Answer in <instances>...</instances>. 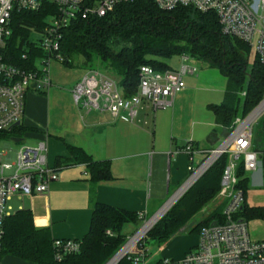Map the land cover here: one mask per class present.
I'll use <instances>...</instances> for the list:
<instances>
[{
  "label": "trees",
  "instance_id": "1",
  "mask_svg": "<svg viewBox=\"0 0 264 264\" xmlns=\"http://www.w3.org/2000/svg\"><path fill=\"white\" fill-rule=\"evenodd\" d=\"M54 12L55 6L51 4H44L37 11L15 10L13 33L0 52L16 66L36 69L35 60L45 54L39 47L26 48L24 45L31 30H41L48 15ZM60 52L68 65L80 57L87 70L115 72L127 96L137 92L140 66L166 70L172 68L167 60L188 54L216 69L226 79L223 101L208 104L207 108L215 115L219 129L224 128L227 135L236 120L246 117L264 98V62L257 54H251L249 43L223 34L214 12H201L190 7L166 10L154 0H135L118 5L105 16L71 22L62 31ZM16 127L0 131V138ZM258 128L264 138V114L258 120ZM67 146L69 156L60 157L58 167L85 164L92 185L112 178L109 160H94L82 147ZM253 149L259 153L264 188V146L253 139ZM226 163V154L215 160L118 264H133L131 258L139 249L145 248L147 241L162 245L184 229L205 205L219 196ZM236 175L237 186L246 198L250 177L243 162L239 163ZM92 204L90 229L79 240L81 248L78 252L66 254L59 260L50 228L37 227L32 211L23 208L5 220L0 259L12 256L34 264H106L125 244L126 236L121 233L123 226L137 223L142 218L136 212L94 200ZM221 215L215 210L189 231L197 233ZM237 217L248 221L264 220V205H249L245 201ZM160 262L161 259L156 264Z\"/></svg>",
  "mask_w": 264,
  "mask_h": 264
},
{
  "label": "built area",
  "instance_id": "2",
  "mask_svg": "<svg viewBox=\"0 0 264 264\" xmlns=\"http://www.w3.org/2000/svg\"><path fill=\"white\" fill-rule=\"evenodd\" d=\"M133 1L135 0H0V49L5 47L7 39L13 33L12 16L15 10L37 11L44 4L55 6V12L48 15L42 29L31 30L24 45L26 48L39 47L44 52L43 57L35 60L36 69L16 66L0 52V131H9L22 121L29 90L43 92L52 86L50 61L52 57L65 61L60 52L65 27L79 18L105 16L118 5ZM154 2L166 10L190 7L201 12H214L222 33L249 43L254 49L253 55L257 54L264 62V0ZM180 59L178 69L157 70L150 65L140 66L137 92L130 96L123 92L119 81L104 75L103 70L88 69L72 88L74 104L87 112H109L114 118L126 113L131 121L145 105L153 111L171 107L176 94L186 87L184 77L195 75L198 71L196 60L191 56L183 53ZM260 105L246 117L236 120L234 128L218 150H211L214 160L206 159L196 167L193 142H187L182 149L190 160L189 169L192 174L188 183L195 176L197 180L220 156L227 155L219 192V196L224 199V208L220 217L213 218L209 225L201 228L198 244L186 252L182 259L162 258L159 264H264V238H252L249 221L237 217L246 198L244 191L237 186L239 179L236 169L240 162H243L244 169L249 174L260 169L259 153L253 149V125L263 113L257 112ZM242 156L244 158L241 161ZM58 178L57 168L49 164L44 142L35 146L21 145L12 159H0V250L5 220L13 213L9 204L11 200L14 197L33 196L35 193L45 194L50 183ZM53 245L57 250L56 257L60 260L66 254L78 252L81 241L54 239ZM145 257L146 250L141 248L131 260L133 264H141Z\"/></svg>",
  "mask_w": 264,
  "mask_h": 264
},
{
  "label": "crops",
  "instance_id": "3",
  "mask_svg": "<svg viewBox=\"0 0 264 264\" xmlns=\"http://www.w3.org/2000/svg\"><path fill=\"white\" fill-rule=\"evenodd\" d=\"M201 77L190 79V85L176 94L171 107L153 111L145 105L133 121L126 113L114 118L106 111L76 110L72 89L62 91L52 85L48 91L29 90L23 119L9 133L12 139L20 138L21 145L44 142L49 164L57 168L59 178L50 183L45 194L14 197L19 206L16 210L12 207L13 212L30 209L35 225L50 228L53 239L82 240L90 229L93 200L142 217L157 209L171 189L175 194L191 174L188 154L182 151L187 142L192 141L196 149V165L220 141L218 131L226 133L207 108L223 101L225 88L219 98L213 91L200 94L206 90L197 86ZM63 98L69 104L68 112L61 107ZM27 140L32 144H26ZM68 144L82 147L94 160H109L112 178L92 185L85 164L58 167L57 160L69 156ZM12 158L6 148L0 151V159ZM259 172L252 180L263 186L261 169ZM251 221L253 228L260 229L255 239H263L264 220ZM196 244L194 238L181 253L173 255L182 259ZM0 264L34 263L3 256Z\"/></svg>",
  "mask_w": 264,
  "mask_h": 264
},
{
  "label": "rangeland",
  "instance_id": "4",
  "mask_svg": "<svg viewBox=\"0 0 264 264\" xmlns=\"http://www.w3.org/2000/svg\"><path fill=\"white\" fill-rule=\"evenodd\" d=\"M253 51H254V49L252 50V53H251L252 55H253ZM180 60H181L180 55H176L167 61H168L169 65L172 67V69H178V68H180ZM196 63H198L197 64V70H198L197 73L195 75L185 76L184 77L185 84L190 85V81H189L190 79H194V78H197L198 76H202L201 80H199V82L197 83V86L200 88H203V89L206 88V90L199 91V93L200 94H207V93L213 91V92H216L219 94L217 96L219 98L220 94H221V90L223 88H225L224 87L225 77L222 76L216 69L209 68L206 66V64H204L202 62L196 61ZM49 70H50V76L52 79L53 87L55 86L57 89L62 90V91L71 90L87 71V69L82 65V59L80 57L74 58L73 62L69 65L62 62L60 59H58L56 57H52L51 61H50ZM103 74L112 80L118 81L116 73L111 71V70L110 71L109 70H103ZM61 107L64 111L68 112L69 104H68L67 100L64 98L61 101ZM74 108L76 110H78L75 105H74ZM263 114H264V111L259 116V118ZM259 118H258V120H259ZM258 120L253 125V137H254V140L259 145L264 146V138L261 135V133L259 132ZM223 134L224 133H222V135H221L220 131H218V135L221 136V139L216 145L213 146L214 149H216L225 140V136L227 135V133H225V135H223ZM12 137H13L12 134L8 133V135L6 137L0 138V151L2 149L6 148L7 153H9L10 156L13 155V153L15 151H17L18 148L21 146V143L15 142L12 139ZM5 143L9 144L8 147H5ZM26 144H32V142L27 140ZM210 154H211V150L209 151V153L207 155L200 158L199 164L197 163L198 165L196 164L195 166L199 167V165H201L210 156ZM243 158L244 157L242 156L240 160L242 161ZM191 174L189 175V177L191 176ZM250 174H251V179H250L249 188H248L247 195H246V202L248 204H251V205H264V188L262 185H259L255 182H253V180H252V177L257 178L260 175V172L258 170V171H254ZM174 192L175 191L173 189H171L169 195H167L164 198V200L159 205V207H157V209H155L154 211H151L150 213H148V215H146L145 217H142V219L139 222L126 224L123 226L121 233L126 236L125 244L127 242H129L141 230V228H143L145 226V224L152 218V216L171 197H173L172 195L174 194ZM223 200L224 199L222 197L217 196L216 199H214L213 201H211L207 205H205L190 220L189 224L184 229H182L177 235L172 237L166 243L159 245L154 241H151V240L147 241L145 243L146 257L141 264H156V262L158 260H160L161 258H163L164 256H170V257L175 258V260H178L177 257H175V255H178L179 253H181L183 251L187 242H190L194 238L197 240V244L199 242V235L197 233L200 232V230L203 226L200 228L199 232H197V233L190 232L189 231L190 228L193 227L198 222L202 221L204 218H206L210 213L214 212L215 210L222 213L223 208H224L223 207V205H224ZM9 204H11L13 209L16 210L19 206L18 205L19 201L16 198H14ZM253 223L254 222L251 221L249 223V227H250V234H251L252 238L255 239V236L257 235V233H259L260 229L253 228L254 227ZM255 230H257V231H255ZM138 240H140V238ZM136 243H134V245ZM164 247H165V250L163 251ZM190 249H192V248H190ZM190 249H188V251ZM173 254H175V255H173ZM164 258H167V257H164Z\"/></svg>",
  "mask_w": 264,
  "mask_h": 264
},
{
  "label": "bare ground",
  "instance_id": "5",
  "mask_svg": "<svg viewBox=\"0 0 264 264\" xmlns=\"http://www.w3.org/2000/svg\"><path fill=\"white\" fill-rule=\"evenodd\" d=\"M262 111H264V101L258 108L257 112H262ZM195 178L196 176L191 181L195 180ZM191 181L183 189H181L175 196H173L172 199L168 203H166V205L162 207L154 216H152V218L145 224V226L141 228V230L107 264H117L119 259L122 258L133 247L134 243H136L139 238L141 239V237L144 236V234L154 224V222H156L158 218H160L170 208V206L176 201V199L180 196V194L189 186V184H191Z\"/></svg>",
  "mask_w": 264,
  "mask_h": 264
},
{
  "label": "water",
  "instance_id": "6",
  "mask_svg": "<svg viewBox=\"0 0 264 264\" xmlns=\"http://www.w3.org/2000/svg\"><path fill=\"white\" fill-rule=\"evenodd\" d=\"M263 101H264V98H263V100H262V101H261V102H260L255 108H257V107H258ZM255 108H254V110H255ZM18 125H20V123H17V124H16V126H18ZM13 140H14L15 142H20L21 139H20V138H13ZM217 150H218V148H217V149H214L213 152H215V151H217ZM213 152L210 154V156L207 158V160H208V159H213V160H214V158H212V156H213V155H212ZM213 160H212V161H213ZM210 165H211V164H210ZM210 165L204 170V172L210 167ZM258 170H260V169H258ZM204 172H203V173H204ZM203 173H202V174H203ZM202 174H201V175H202ZM201 175H200V176H201ZM195 181H196V180H195ZM195 181H194V182H195ZM194 182H192L191 184H189V186H188V187H187V188H186V189L180 194V196L176 199V201H177V200H178V199H179V198H180V197H181V196H182V195H183V194H184V193H185V192H186V191H187V190H188L193 184H194ZM187 184H188V180H187V181H186V182H185V183L179 188V190L175 193V195H176L181 189H183ZM175 195H173V196H175ZM171 199H172V197H171L166 203H168ZM176 201H175V202H176ZM175 202L170 206V208L175 204ZM166 203H165L162 207H164V206L166 205ZM162 207H161V208H162ZM161 208H160V209H161ZM170 208H169V209H170ZM160 209H159V210H160ZM169 209H168V210H169ZM159 210H158V211H159ZM168 210H167V211H168ZM158 211H157V212H158ZM167 211H166V212H167ZM157 212H156V213H157ZM166 212H165V213H166ZM156 213H155V214H156ZM165 213H164V214H165ZM155 214H154V215H155ZM164 214H163V215H164ZM154 215H153V216H154ZM163 215H162V216H163ZM162 216H161V217H162ZM161 217H160V218H161ZM160 218H158V220H159ZM158 220H157V221H158ZM157 221H156V222H157ZM156 222H154V224H155ZM154 224H153V225H154ZM212 224H214V223H212ZM153 225L147 230V232L153 227ZM147 232H146V233H147ZM127 243H128V242H127ZM127 243H126V244H127ZM126 244H125V245H126ZM125 245H124V246H125ZM124 246H123V247H124ZM123 247H122V248H123ZM122 248H121V249H122ZM121 249H120V250H119V251H118L113 257H115V256L121 251ZM113 257H112V258H113ZM112 258H111V259H112ZM122 258H123V257H122ZM122 258H120L119 261H120ZM111 259H110V260H111ZM110 260H109V261H110ZM109 261H108V262H109ZM119 261H118V262H119ZM108 262H107V263H108ZM107 263H106V264H107Z\"/></svg>",
  "mask_w": 264,
  "mask_h": 264
}]
</instances>
